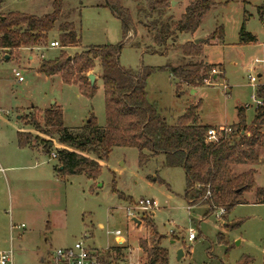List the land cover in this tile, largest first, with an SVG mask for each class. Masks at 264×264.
I'll return each mask as SVG.
<instances>
[{
  "label": "rangeland",
  "instance_id": "rangeland-1",
  "mask_svg": "<svg viewBox=\"0 0 264 264\" xmlns=\"http://www.w3.org/2000/svg\"><path fill=\"white\" fill-rule=\"evenodd\" d=\"M190 1L169 0L163 18L172 15L178 19ZM120 4L130 11L134 24L121 47L120 66L133 73L144 67L154 69L146 80L147 98L167 123L173 124L197 103L200 123L235 127L241 106L245 107V122L250 123L256 87L264 82V15L259 14L264 0H213L195 33H177L166 45L157 44L146 29L152 19L147 0H120ZM62 8L48 42L57 39L59 23L73 22L79 41L66 50L68 54L122 41L121 21L104 0H62ZM1 9L33 15L52 11L51 0H4ZM243 23L253 41L243 40ZM218 27L223 40L203 48L205 62L222 68L212 85L189 86L169 73V67L187 61L181 53L182 44L189 38L205 39ZM58 51V47H44L32 61L27 59V50L8 59L3 57L7 53L0 51V249H12V264H47L52 250L83 238L91 248L107 249V253L116 254L119 247L116 261L120 264H150L155 245L167 249L168 264H239L244 256L249 258L242 264H263L264 202H257L255 189L264 185V147L257 161L232 167L234 173L255 172L254 188L244 192V204L233 206L221 217L215 210L205 218L206 205L189 206L183 198L182 169L164 166L161 154L140 165L136 148L114 147L94 179L83 174L60 175L57 159L51 156L55 145L50 153L42 149L46 141L51 145L53 140L33 128L25 131L31 135L30 146L17 145L18 126L25 128L20 116L35 111L40 116L56 104L63 111V126L72 132H79L91 114L98 127L105 126L101 78L94 82L93 96L87 97L78 85L64 84L59 75L50 77L38 71L40 59H52ZM94 70L100 73L98 62ZM249 76L256 78L254 83ZM141 198L154 200L157 206L153 212L137 213V224L125 208ZM190 229L194 230L193 240L187 239ZM116 230L123 240L116 242ZM143 241L146 248L140 245ZM178 249L183 252L180 258Z\"/></svg>",
  "mask_w": 264,
  "mask_h": 264
},
{
  "label": "trees",
  "instance_id": "trees-1",
  "mask_svg": "<svg viewBox=\"0 0 264 264\" xmlns=\"http://www.w3.org/2000/svg\"><path fill=\"white\" fill-rule=\"evenodd\" d=\"M3 1L0 0V51L12 54L20 48L33 50L47 47L48 33L62 13V0H51L52 11L42 15L2 10ZM104 5L121 21L123 39L120 43L89 46L68 54L66 50L76 46L79 37L73 22H61L58 24V53L52 59H40L38 67V71L46 76L59 75L64 84L78 85L88 97L93 96L95 84L89 83L87 73L98 62L104 93V128L97 126L91 114L79 132H72L63 126V111L57 105L45 109L40 116L34 114L36 111L20 116L25 127L56 139L58 144L66 147L55 148L54 151L60 175L83 174L95 179L100 173L99 161H105L114 147H133L139 152L140 165L161 154L164 166L180 167L185 182L183 198L189 206L196 203L206 205L209 211L204 217L218 209L227 213L233 206L244 204V192L254 188L255 172L248 169L234 173L232 167L257 161L258 152L264 147V82L256 87L254 98L259 103L255 104L254 117L248 129L244 123V108L241 107L235 127L224 137L207 139V131L212 126L199 123V103L190 105L173 124H169L147 98L146 80L154 69L144 67L133 73L120 66L121 47L134 26L130 11L120 4V0H104ZM147 6L152 19L146 24V29L152 33L157 44L166 45L176 33L195 32L213 6V0H191L176 20L172 16L163 18L169 0H147ZM259 14L264 15V5L260 7ZM244 24L240 29L243 40L253 41L254 38L244 31ZM221 35L222 28L218 27L205 40L210 42L215 38L222 41ZM180 48L182 56L190 59L168 70L189 86L203 84L210 70L219 66L204 61L200 43L188 40ZM30 138L29 132L17 131L19 147L30 146ZM48 142L43 144L42 149L50 153L52 146ZM255 196L257 202H264V185L255 189ZM146 225L152 226L148 221ZM140 245L146 248L145 241ZM151 253L150 264H168L165 247L155 245ZM119 255L118 247L115 256ZM245 257L249 258L244 256L238 263L242 264Z\"/></svg>",
  "mask_w": 264,
  "mask_h": 264
},
{
  "label": "built area",
  "instance_id": "built-area-1",
  "mask_svg": "<svg viewBox=\"0 0 264 264\" xmlns=\"http://www.w3.org/2000/svg\"><path fill=\"white\" fill-rule=\"evenodd\" d=\"M49 46L52 47H59L60 43L57 40L53 39L49 42ZM209 77L203 80V84L205 85H212L214 75L218 74V71L215 68L210 70ZM213 75V76H212ZM18 76V73H16ZM249 80L254 83L256 78L249 76ZM224 86V85H223ZM226 87V86H225ZM259 103V100L256 101ZM231 130L228 126H219V127H211L207 131V139L209 140H217L219 137H224L229 131ZM51 156L55 158V153H52ZM0 171H3L0 167ZM209 192L207 193V195ZM157 203L154 200L150 199H143L139 200L138 202L134 203L133 206L126 207V215L132 220L133 218L137 217L138 214H142L145 211H152L156 208ZM219 212L217 217H221L224 214L223 209H218ZM153 212V211H152ZM23 227V225H20ZM12 227V226H11ZM116 237L119 239L121 233L119 230L115 231ZM188 240L194 239V230L190 229L187 235ZM107 249H96L91 248L87 245L86 238L79 239L74 241L72 245L69 246H62L58 247L55 250H52L47 257V264H120L116 261L115 253L106 252ZM124 263V262H122ZM0 264H12V249L1 250L0 249ZM128 264V263H124Z\"/></svg>",
  "mask_w": 264,
  "mask_h": 264
},
{
  "label": "crops",
  "instance_id": "crops-1",
  "mask_svg": "<svg viewBox=\"0 0 264 264\" xmlns=\"http://www.w3.org/2000/svg\"><path fill=\"white\" fill-rule=\"evenodd\" d=\"M169 9V8H168ZM172 16V15H171ZM198 30V29H197ZM196 30V31H197ZM195 31V32H196ZM194 32V33H195ZM177 34V33H176ZM176 34L175 35H173L172 37H171V39H168L169 41H168V43L170 42V41H174L173 39H175V37H176ZM191 34V33H190ZM250 34V33H249ZM251 35V34H250ZM215 39V38H214ZM213 39V40H214ZM53 40V39H52ZM51 40V41H52ZM55 40H57V39H55ZM188 40H192L193 41V39L191 38H189ZM194 40H195V38H194ZM51 41H49V42H51ZM48 42V43H49ZM221 41H219L218 39H215L213 42H206V40L205 39H203L202 41H200L199 43L201 44V46H202V54H203V48L206 46V44L207 43H211V44H213V45H216V44H218V43H220ZM50 44V43H49ZM49 46V45H48ZM49 48H51L50 46H49ZM59 48V47H58ZM40 49H44V48H35V49H33V50H29V49H27V48H20V49H18L17 51H13L12 52V54H5V55H7V58H5V55L3 56L5 59H8L11 55H18V53L19 52H21V50H27V51H30L29 53H30V55H27V59L29 60V61H32V59L34 58V56L36 55L37 56V52H38V50H40ZM167 51V50H166ZM165 51V52H166ZM15 53H17V54H15ZM34 54V55H33ZM42 56V52H40V57ZM203 59H204V61H205V57L203 56L202 57ZM187 60H189L190 58H186ZM201 59V58H200ZM200 59H198L197 61H200ZM41 61V60H40ZM207 63H209L208 61H206ZM216 65H219V64H216ZM217 68L219 69L218 71H219V73L221 74V72H222V68H221V66L219 65V66H217ZM94 70V69H93ZM93 70H92V72H93ZM95 71V70H94ZM92 72H88V73H92ZM87 73V74H88ZM94 76H95V81L96 80H98L99 78H101V76H100V73H98L97 71H95V72H93L92 73ZM259 76L260 75H262L261 73H259L258 74ZM94 81V82H95ZM57 105V104H56ZM57 106H59V105H57ZM60 107V106H59ZM241 107H243V106H241ZM50 108V107H49ZM244 108V110H245V107H243ZM48 109V108H47ZM238 112V111H237ZM199 115V114H198ZM253 117H254V115H253ZM253 119V118H252ZM252 121V120H251ZM251 121H250V123L248 124V123H246V122H244L245 124H246V126H250L251 125ZM199 123H200V119H199ZM200 124H203V123H200ZM204 125H211L212 127H219V126H222V125H220V124H215V123H212V124H204ZM230 127V126H229ZM18 128L21 130V131H27V129H26V127L25 128H21V127H19L18 126ZM231 128V127H230ZM244 132V130H242L241 131V133H243ZM246 134H248V131L246 132ZM53 140V143L50 145V146H54L55 145V148H66L65 146H63V145H60V144H58L57 142H56V139H55V141H54V139H52ZM16 142H17V140H16ZM31 147H34V146H31ZM99 164L100 165H103V162L102 161H99ZM0 167L2 168V166L0 165ZM8 169L9 170H13L14 169V167H8ZM2 170H3V168H2ZM2 171H0V173H1ZM4 179H5V176H4ZM196 204H200V203H196ZM206 218V217H205ZM12 227H13V225H11ZM12 227H10V230L12 229ZM119 239H121V240H123L122 238H121V236L119 237ZM119 239L116 237V242H118L119 241Z\"/></svg>",
  "mask_w": 264,
  "mask_h": 264
},
{
  "label": "water",
  "instance_id": "water-1",
  "mask_svg": "<svg viewBox=\"0 0 264 264\" xmlns=\"http://www.w3.org/2000/svg\"><path fill=\"white\" fill-rule=\"evenodd\" d=\"M203 39H200V38H196L194 40L195 43H199L200 41H202ZM5 58H7V55H5ZM88 76V80H89V83L92 85L95 81V76L92 74V73H88L87 74ZM217 75H214L213 76V79H217ZM133 222H136L137 224L140 223V220H137L136 218H133L132 219ZM183 252H182V249H178V252H177V258H180L182 256Z\"/></svg>",
  "mask_w": 264,
  "mask_h": 264
}]
</instances>
